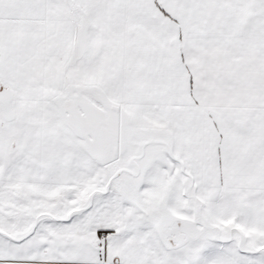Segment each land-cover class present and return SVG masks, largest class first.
<instances>
[{"label":"snow or ice","instance_id":"1","mask_svg":"<svg viewBox=\"0 0 264 264\" xmlns=\"http://www.w3.org/2000/svg\"><path fill=\"white\" fill-rule=\"evenodd\" d=\"M0 264H264V0H0Z\"/></svg>","mask_w":264,"mask_h":264}]
</instances>
